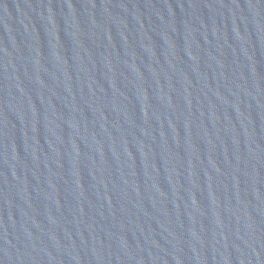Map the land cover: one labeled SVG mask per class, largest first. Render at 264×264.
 I'll use <instances>...</instances> for the list:
<instances>
[{
    "label": "water",
    "instance_id": "water-1",
    "mask_svg": "<svg viewBox=\"0 0 264 264\" xmlns=\"http://www.w3.org/2000/svg\"><path fill=\"white\" fill-rule=\"evenodd\" d=\"M0 264H264V0H0Z\"/></svg>",
    "mask_w": 264,
    "mask_h": 264
}]
</instances>
